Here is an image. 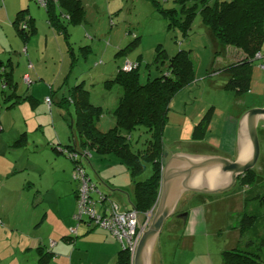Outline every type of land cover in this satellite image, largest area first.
I'll use <instances>...</instances> for the list:
<instances>
[{"label":"rangeland","instance_id":"rangeland-1","mask_svg":"<svg viewBox=\"0 0 264 264\" xmlns=\"http://www.w3.org/2000/svg\"><path fill=\"white\" fill-rule=\"evenodd\" d=\"M160 1L164 2V0ZM6 2L10 6L11 13L14 15L15 5L18 4V0H6ZM81 2L85 6V19L81 23L70 24L69 26V42H71V47L75 52L76 58L74 67H72L73 59L70 45L67 43L65 35L61 34L57 30L56 34L54 31L53 33L50 32L47 46V40L45 37L50 29H46V27L43 28V26L40 28L41 31L39 32V35H35L27 42L30 50L31 61L28 60L25 62L24 59H17L15 63V76L20 83L19 93L26 94V92H28L27 94L31 95L29 93L31 92V88L28 84L30 81L25 79L26 74H31V78L36 80L34 78V73L37 71L42 72L45 80L38 79V82H36L35 85H40L38 92L46 90V86L51 88L50 85H56L54 89L55 91H50L49 94L55 100L53 105L49 104L46 101L47 97L45 98L43 96L44 93H41L40 95L43 96L41 97L43 100L39 99L36 105L31 100H28L27 102L18 104L15 108L8 109L2 99V88L0 84V121L10 124V126L13 127L12 131L10 130L11 132L18 131V128L21 127V132H23V134L27 132V130H31L29 133L32 136H36L43 140V144L35 148L37 153L31 154L32 160L30 162V167L33 170L31 172V176L29 175V179L31 177L33 182H39L41 179L40 170H50L53 165L56 164V159L52 157V154H55L56 152L49 139L52 140L55 133H60L61 138L64 141L67 138L69 139L70 135L72 136L69 119L71 120V117H73L75 120V108L74 106H71L68 110L61 107L56 103V101L60 102L65 94L69 96L71 88L76 86L78 83L85 81L86 87L91 91L92 98L95 103L104 105L106 109V120L109 121L112 116L110 110H113L116 105V97L119 89L115 87L110 92L104 88V84L102 82L110 78V75H108L110 74V71L117 70L118 65L123 59H128L130 57L132 60H140L142 83H146L149 76L154 78L161 75V72L158 71L157 65H155L159 47L165 49L169 55H174L182 49L192 50V56L196 64V76L197 64L199 62H203L201 69L204 72L201 73L194 81L196 82L194 83L196 85L193 86V88H189L192 92L188 93L189 90L186 92L180 91V93H178L173 99L171 103V123L174 125L175 118L179 116V114H176L175 111H181L182 108H184L185 102L187 101L190 103L189 98H191L192 103L189 105V109L195 105V103L198 106L202 103H207L209 104L208 109H213V131L207 132L204 140L196 141L192 138L190 141L191 143L188 138H186V136L189 137L191 134H184V130H182L181 133H173L171 137H176L175 139L170 138L172 141H168L166 138L165 140V148L169 154L173 151L192 152V150L196 149L201 152H211L216 150V152L219 151V153L223 154L224 152L222 150L223 147H221V142L224 136H226L224 130L226 128V122L229 120L228 118L237 119L238 116L242 114L241 112H243V108L249 110L256 108H250V106H253L254 104H264V67L262 68L261 66L262 64L264 65V59L261 60V56H256L251 92L237 94L233 90L222 88V86L228 81V76L226 74H217V69L222 67L221 63L227 64L229 62L228 64H230L237 62V59L235 55L233 56V51L228 53L230 54L229 56H224L226 54L221 52L218 54L215 45L207 37L206 27L202 22L200 14L196 16L189 36L184 37L183 33L179 29H169L167 20L161 14L156 12L154 6L148 0H81ZM29 3L38 5L39 9L37 8L36 11L39 12L44 19L46 18V20H48L45 7L33 0L31 2L29 1ZM164 4L167 8L175 6L173 1L165 2ZM0 5L3 9L5 8L4 5H2V2ZM3 16V14H0V19H3ZM29 17L30 15H28V18ZM4 32L8 33L12 31L10 28L6 27ZM136 34L142 37L140 46L127 55L117 56L118 51L121 50L119 46L123 45L122 49H124L131 41L134 40ZM192 40L194 41L193 44H191ZM17 41L18 44H15L16 48L17 46L19 47V45H21V47H19V49L17 48L20 54L15 58L23 57V52L26 53L28 51H26L23 47L24 40L22 38ZM86 46L92 49V51L85 57L84 55L87 48L82 47ZM262 50L264 53V45ZM226 51L228 52L229 50ZM236 51L237 50H235L234 53ZM64 56H66L68 68H66L65 74L61 75V67ZM216 57L218 58L217 60ZM19 61H23L21 66H19ZM208 61H210L211 67L208 71H206L205 64ZM103 74H105V77H103L100 81L98 78L102 77ZM259 99H261V101ZM241 102H246L249 107L241 106ZM235 104H239L242 109L240 107L238 109L237 107L233 108V105ZM196 107L193 111L196 110ZM230 110L231 114L229 113ZM106 120L104 121L106 122ZM35 122L38 125L39 122L40 124H43L44 133H42V131H33L32 127L35 125ZM261 127L259 130V137L262 144L264 142V129ZM20 134L22 135V133ZM194 135L195 133L193 131V137ZM63 158L70 164L72 163L70 160H66L67 158L65 156H63ZM99 159H103L101 167L97 166L98 164H101ZM34 164L36 165L34 166ZM86 164L89 166L88 171L92 175L94 182H98L99 187L105 190L106 193L108 192L110 195H112V187L107 181H110V178H113L117 174V172L114 171L116 166L118 169L123 167V170L126 172L125 174H119L117 176L118 180L123 183L127 182L126 166L121 164L119 159L113 155L101 156L95 153L92 158V162L87 160ZM258 172L260 173L258 183L260 186L263 183L264 186V170L262 171L259 168ZM73 174V169H71V173L68 174L69 176L64 179L66 182L63 183L61 188H58L61 194L66 198H72V196H74L73 189L76 183L73 179ZM46 175L47 176L44 177L45 181L52 179V177L48 179L49 173ZM234 189L243 191L242 195L245 198H251L252 196L251 190L249 192L248 190L244 191L240 185ZM263 189V187L262 189H256L254 196L263 192L261 191ZM47 190H52V188L46 186L45 191ZM124 191L126 193V203L131 205L128 198V195L131 193V188ZM219 194L220 193H218V195ZM213 195L215 196L216 194H207L209 197H213ZM94 198L98 201L99 195L95 194ZM185 198L187 199L188 197L186 196ZM109 199L111 198L109 197ZM246 199L244 207L245 210L247 209ZM239 202L241 203V200ZM250 204L248 212L258 206L256 200L250 201ZM218 207L221 210H219V208H215L214 211L210 209V207L205 206V203L203 204L202 202L193 201L186 205L185 200H182L178 206V211L185 208L184 210L186 211L184 213L192 211V217L188 224L184 225L183 221V228H181L182 220L175 219L176 214L168 219L167 223L163 227L161 235L154 245L151 254V264H224V251L236 247L246 248L248 245L247 243L249 242V236L253 232L264 234V220L258 221L255 229H248L246 227L243 228L242 219L244 213L241 216H239V213L237 212L225 214V212H227V206L220 205ZM229 207L230 205L228 206V209ZM100 208L101 205L99 204V209ZM156 209L157 208H154L153 217L150 224L147 225V229H145V231L151 226ZM205 209L209 212V216L207 214L208 221L204 218ZM211 215H213V217L210 218ZM236 227L240 229L243 238L239 243L234 245V233L232 232L236 229ZM170 228L173 230L175 229L172 234H177L176 236L178 237L185 236V238H183L182 241L170 240L167 233V230ZM110 235L122 247L121 243L112 234ZM185 240L192 242L193 246H191V243L186 246L184 243ZM161 249L163 250L161 251ZM160 253L161 255H159Z\"/></svg>","mask_w":264,"mask_h":264},{"label":"trees","instance_id":"trees-1","mask_svg":"<svg viewBox=\"0 0 264 264\" xmlns=\"http://www.w3.org/2000/svg\"><path fill=\"white\" fill-rule=\"evenodd\" d=\"M33 1L36 2V0ZM148 1L152 3L156 12L167 20L169 29H179L184 37L189 36L196 16L200 14L204 26L208 28L215 41L218 53L233 47L245 55L237 62L217 69L228 76L226 89L233 90L237 94L251 91L256 56L258 54L264 56L262 52L264 0ZM170 1H173L175 6L167 8L164 3ZM45 9L50 25L65 35L70 45L72 67H74L76 58L69 42V26L81 23L85 19V6L81 0H49ZM28 12V9L19 11L14 21L18 36L26 43L38 32L36 22L33 18H28ZM64 14L70 18H63ZM141 41L142 37L136 34L133 41L118 51L117 56L129 54L140 46ZM82 48H87L85 57L92 51L88 46ZM13 56L14 54L6 58L0 56L2 99L8 109L15 108L28 100L36 105L38 100L32 94L19 93ZM128 62L137 64V67L130 71L124 70ZM155 65L161 75L154 78L149 76L146 83L141 81L140 60L130 59L119 67L115 75L102 82L104 88L110 92L115 87L119 89L116 105L113 110H110L112 116L109 121L106 120L104 105L93 101L92 93L86 87L85 81L71 88L69 96L65 94L60 102L56 101L68 110L74 106L76 118L69 119L74 143L72 145L55 144L53 145L55 152L72 162L73 173L78 167L85 170L86 176L95 187V191L91 193L94 200L95 194L100 197L99 192L108 198L110 196L102 191L98 182L92 180L86 161L92 162L95 153L101 156L113 155L118 158L132 177L131 203L142 215L152 210L160 197L166 157L164 133L169 122L171 103L180 91L196 80V64L192 50L182 49L174 55H169L165 49L159 47ZM47 98L51 99V105H53L54 98L51 96ZM213 113V109H210L203 116L195 127L196 136L204 138L210 127ZM3 129L0 125V131ZM26 143L27 133H24L14 147H23ZM86 153L90 156L88 157ZM73 179L77 185L75 191L79 201L80 182L74 177ZM259 179L260 173L256 169L249 170L239 179L240 185H243L248 192L251 190L252 195L251 198L246 197L247 209L242 219L243 228L255 229L257 222L264 220V189L261 190L263 192L254 196L256 189H262L259 187ZM252 200H256L258 206L248 212ZM98 210H101L99 206ZM84 221L88 222V219L84 218ZM247 244L250 248L236 247L224 251V264H264V234L253 232ZM44 256L46 257L47 254ZM133 259L132 254L122 248L117 264H133ZM46 260L42 258V264H45Z\"/></svg>","mask_w":264,"mask_h":264},{"label":"crops","instance_id":"crops-1","mask_svg":"<svg viewBox=\"0 0 264 264\" xmlns=\"http://www.w3.org/2000/svg\"><path fill=\"white\" fill-rule=\"evenodd\" d=\"M30 2L32 0H29ZM28 0H18V4L15 5V14L11 13L10 6L7 4L6 0L0 1V4L2 2L3 7L0 5V14H3L4 18L0 19V56L3 58L8 57L11 54H14V64L16 63L17 59H24L25 62L30 60V50L28 48V43L24 42V49H26V54L23 52V57L15 58L17 55L20 54L19 47L15 46V44H18L17 40H20V37L18 36L16 29L14 27V21L17 17V14L19 11L28 9V15H30L29 18H33L36 22V26L38 28L37 34L39 35V32L41 31V26L46 27V29H50L48 34L46 35V45L48 46V37L50 35V32L56 34L57 31L50 25L49 21L44 19L39 12H37V8L39 9L38 5H34L32 3H29ZM17 10V11H16ZM27 15V16H28ZM43 20V21H42ZM45 21V23H44ZM43 23V25H42ZM8 27L13 32H4V29ZM36 34V35H37ZM206 34L207 37L214 45L215 41L211 37V34L206 27ZM39 42V41H38ZM193 40L191 44H193ZM40 43V42H39ZM36 46V45H35ZM120 49H122L123 45L119 46ZM48 49V47H47ZM226 50H229L228 52ZM222 53H225L224 56H229L228 54L230 51H233V56L235 55L236 59H242L245 57L242 51L234 49L233 47H229ZM237 50L235 53L234 51ZM43 51V50H42ZM217 51V50H216ZM215 51V52H216ZM108 52V51H107ZM263 52V50H262ZM193 53V52H192ZM219 54V53H218ZM264 55V53H263ZM26 57V58H24ZM199 57V56H198ZM132 60L130 57L128 58ZM210 59V57H209ZM218 58L216 57V60ZM264 59V56L261 58V60ZM66 56L63 57V63L61 67V75L65 74L66 68H68V65L66 63ZM127 59H123L122 62L117 67V70H111L110 76L115 75L118 72V69L120 66L124 64V62ZM31 61V60H30ZM195 61V60H194ZM23 61H19V66H21ZM229 63V62H228ZM227 63V64H228ZM203 62H199L197 64V77L203 73L201 66ZM223 65H227L224 63H221ZM206 71L211 67L210 61H208L206 64ZM263 68V64L261 65ZM255 68V66H254ZM71 71V70H70ZM217 74L222 75L225 74L221 70L216 71ZM34 78L36 80H33L31 77V74H26L25 79L28 77L29 79V87L31 88L30 94H32L37 100L42 99L41 97H49L50 91L54 92L56 85H50L51 88L45 87L46 90H42L41 92H38V89H40V85H35L36 82H38V79H44V74L42 72H35ZM105 77V74H103L102 77H99L98 79H103ZM204 79V78H202ZM18 80V79H17ZM33 80V81H32ZM19 82V81H18ZM228 82V81H227ZM227 82L222 86V88H226ZM196 82L191 83L189 86L184 88L181 92H186L189 90V88H193L196 84ZM215 85V84H214ZM20 86V83H19ZM45 86V85H44ZM252 86H253V80H252ZM50 89V90H49ZM252 91V89H251ZM250 91V92H251ZM192 92V91H188ZM27 93V92H26ZM44 93L43 96L40 94ZM180 93V92H179ZM180 96V95H178ZM238 99V98H237ZM43 100V99H42ZM189 102H185L184 108H182L181 111H175L176 114H179V118L176 117L174 121V125L171 123V111L169 115V122L166 126L165 133H164V140L172 141V139H175L176 137H171L173 133L177 134L178 132L181 133L182 130H184V134L188 133L191 134V136L187 137L189 142L193 138L196 141L204 140L206 137V134L204 138H200L196 136V134L193 137V131L195 132V127L200 123L203 116L207 113L209 110V104L202 103L200 106L193 105L189 109V105H191V98H189ZM261 101V99H259ZM94 101V100H93ZM44 104V103H42ZM207 104V105H206ZM241 106H247L246 102H241ZM197 106V107H196ZM241 106L239 104L233 105V108L237 109ZM196 110L193 111V109ZM216 107V106H213ZM249 107V106H247ZM251 107H264V104H254ZM172 109V104H171ZM242 109V108H241ZM249 109V108H248ZM193 111V112H192ZM247 111V109L243 108V112L238 118H228L226 128L224 132L226 133V136H224L221 147H223V154L219 153V151H211V152H201L199 150H192L190 151H173L170 154L166 152L165 157V164L172 158L173 155H177L180 153L185 154H192V155H208V156H223L230 160H237L239 158V127L241 119L244 115V113ZM231 114V110L229 112ZM212 122L213 118L211 120V124L207 132H212ZM35 125H33L32 129L34 132H43V124L39 125L35 122ZM0 125L3 126V130L0 131V216L3 220V224L0 225V264H42L41 259L46 258L45 264H117L118 255L120 251L122 250V247L118 242H116L112 237L111 233L105 229H100L99 227L94 226L93 224H90L86 221H83L79 223V221L76 218L77 212H78V200L76 195V184L74 185L73 189V195L72 198H66L64 197L61 192L58 190V188L63 186V183L66 181L64 180L67 178L71 173V169H73V165H71L68 161H65L63 156L56 155L53 153L52 157H54L56 164L53 165V167L49 169L40 170L41 179L39 182H33L29 175L31 176L32 168L30 167V162L32 160L31 154L37 153L35 148L39 145L43 144V140L32 136L29 131L27 130V143L23 147H14V144L20 137L21 127L18 128V131L11 132L13 127L10 126V124L6 122H1ZM38 125V126H37ZM262 125V127H261ZM10 126V127H9ZM260 127L264 129V122L259 123L258 130H260ZM31 129V128H30ZM11 130V131H10ZM206 132V133H207ZM223 132V133H224ZM179 135V134H178ZM264 135V133H263ZM179 137V136H178ZM177 137V138H178ZM172 138V139H170ZM181 139V138H180ZM264 140V136H263ZM49 141L52 143L51 145L55 144H62V145H72L74 143V140L72 136H69V139L67 138L65 141L62 140L60 133H55L54 138L52 140L49 139ZM261 142V141H260ZM191 143V142H190ZM195 144V143H194ZM194 147V145H193ZM262 152H261V158L259 161V164L261 167L260 170H264V142L261 144ZM59 157V158H58ZM63 158V159H62ZM66 159V158H65ZM68 160V159H66ZM99 162L101 164H98L97 166L101 167L103 159H99ZM36 164H34L35 166ZM95 167V166H94ZM114 171L117 172V174L110 178V181H107L109 185L112 187L111 192L112 195H110L108 192L106 193L105 190L102 189V191L106 194H108L111 198H113L115 201H117L123 209L127 210L133 207L132 203L131 205L126 203L125 198V191L128 190V188H131V193L128 195V198L131 202V197L133 195V181L132 177L127 170V177H126V183H123L122 181L118 180L117 176L121 173H126L123 170V167L121 169H118L116 166ZM49 173L48 179L52 177V179L45 181L44 177L47 176L46 174ZM67 175V176H66ZM92 180L93 177L90 174ZM100 176V175H99ZM101 178V176H100ZM104 182V181H103ZM240 185L239 181H237L230 189L219 192L218 193H200V192H194V191H187L183 194V196L179 199L176 207V214L177 219L182 220V227L183 228V221L184 225L188 224L192 215L191 212H186V210H180L178 211V206L182 202V200H185L186 205L193 202L198 201L205 203V206L210 207V209L215 211V208H219L220 205L227 206V212L225 214H230L231 212H237L239 213V216L243 215L244 213V207H245V197H243L242 193L243 191L234 189ZM49 186L52 188V190L45 191V187ZM244 191H246V188H244L243 185H240ZM263 187V183L261 186ZM207 194H216L213 197L207 196ZM188 197L187 199L185 197ZM241 200V203L239 202ZM230 205L229 209L228 206ZM202 207V206H201ZM214 207V209H213ZM205 216L204 218L208 221L209 212L207 209H205ZM219 210H221L219 208ZM218 214L222 215L221 213L217 212ZM208 214V216H207ZM213 217V215L210 216V218ZM212 220V219H211ZM167 223V222H166ZM75 229L76 232H72V230ZM175 230V229H174ZM172 228L167 230L168 237H170V240L172 241H182L185 236H176L177 234H172L174 232ZM233 235V242L236 245L239 243L243 236L241 235L240 229L236 227V229L232 232ZM52 242H55V245H52ZM185 245H189L191 243V246H193L192 242H189L187 240L184 241ZM163 249H161L162 251ZM95 252V253H93ZM47 256L45 257L44 255ZM163 254V253H162ZM161 255V253L159 254ZM161 264V263H160Z\"/></svg>","mask_w":264,"mask_h":264},{"label":"water","instance_id":"water-1","mask_svg":"<svg viewBox=\"0 0 264 264\" xmlns=\"http://www.w3.org/2000/svg\"><path fill=\"white\" fill-rule=\"evenodd\" d=\"M264 122V107L247 110L239 127V158L223 156L173 155L164 165L162 186L154 219L144 231L133 264H151V254L168 219L176 212L179 199L187 191L219 193L230 189L261 158L259 123Z\"/></svg>","mask_w":264,"mask_h":264},{"label":"built area","instance_id":"built-area-1","mask_svg":"<svg viewBox=\"0 0 264 264\" xmlns=\"http://www.w3.org/2000/svg\"><path fill=\"white\" fill-rule=\"evenodd\" d=\"M36 2L43 7H47L49 4V0H36ZM63 18L69 19V16L64 14ZM258 56H261V54H258ZM136 67L137 64L128 62L124 70L130 71ZM26 79L29 78L27 77ZM46 101L51 104L50 98H47ZM86 155L90 156L89 153H86ZM74 156L76 157L75 154ZM73 177L80 182V196L76 215L79 223L83 222L84 218H87L88 223L109 231L121 243L122 248L128 250L134 258L141 237L145 229H147V225L151 222L154 209L145 215H142L134 207L123 210L119 204L100 192L99 200H94L91 193L95 191V187L86 176L85 170L78 167L74 171ZM99 204L101 205V210H98ZM1 224H3V221L0 218ZM72 232H76V230L73 229ZM52 245L54 246L55 242H52Z\"/></svg>","mask_w":264,"mask_h":264},{"label":"flooded vegetation","instance_id":"flooded-vegetation-1","mask_svg":"<svg viewBox=\"0 0 264 264\" xmlns=\"http://www.w3.org/2000/svg\"><path fill=\"white\" fill-rule=\"evenodd\" d=\"M259 139H260V137H259ZM260 143H261V142H260ZM261 152H262V148H261ZM259 161H260V160H259ZM259 167H260V164H259V162H258V164L255 166V168H254V169L258 170V169H259ZM240 177H241V176H240ZM240 177L238 178V180H237V181H240V180H239V179H240ZM239 183H240V182H239ZM175 214H176V213H175ZM177 215H179V214H176V215H175V217H176V218L174 217L175 219H177Z\"/></svg>","mask_w":264,"mask_h":264}]
</instances>
